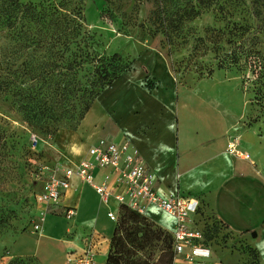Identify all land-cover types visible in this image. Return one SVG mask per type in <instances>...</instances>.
I'll use <instances>...</instances> for the list:
<instances>
[{
    "label": "rangeland",
    "instance_id": "1",
    "mask_svg": "<svg viewBox=\"0 0 264 264\" xmlns=\"http://www.w3.org/2000/svg\"><path fill=\"white\" fill-rule=\"evenodd\" d=\"M21 1L62 4L68 12L80 13L93 36L89 51L108 57L121 53L120 65L128 69L120 76L140 66L149 88L173 81L177 87L214 96L237 123L258 130L256 151L264 153V0ZM166 5L170 11L178 12L181 6L196 12L179 13L177 27H165L160 20ZM104 96L87 119L89 128L102 122L108 128L115 120L118 107ZM76 130L68 123L50 131L34 127L11 97L0 93V264H38L17 256L14 248L21 243V233L38 237L30 232L38 221L36 195L53 168L76 158L69 146L78 141ZM118 208L116 202L111 210L117 214ZM48 215L49 228L55 219L71 221L61 213ZM225 232L217 235L212 258L205 264H264V246H257L253 231L244 237ZM151 250L159 253L152 246L140 255Z\"/></svg>",
    "mask_w": 264,
    "mask_h": 264
},
{
    "label": "crops",
    "instance_id": "2",
    "mask_svg": "<svg viewBox=\"0 0 264 264\" xmlns=\"http://www.w3.org/2000/svg\"><path fill=\"white\" fill-rule=\"evenodd\" d=\"M144 74L140 66L127 71L99 95L76 130L79 142L69 144L76 158L63 166L86 157L89 147L101 138L117 142L129 139L157 176L160 193L198 199L234 234L244 237L256 231L254 242L262 249L264 153L256 151L258 130L237 123L226 105L221 108L214 96L177 87L173 81L166 86L157 82L149 88L144 84ZM105 94L113 99L111 105L118 107L115 120L108 123V128L104 122L89 128L87 119ZM230 143L249 157L232 152ZM109 171L97 169L96 180L100 182ZM116 202L104 201L92 186L73 177L63 206L53 211L60 214L63 207H73L71 221L55 219L49 228L51 218L47 214L41 229L30 231L38 234L37 238L26 233L18 236L21 243L14 248L16 255L33 258L38 264H66L69 253L81 252L90 245L96 253L95 264H105L115 227L109 211ZM145 214L165 229H175V218L164 210L149 206ZM191 218L195 220L196 214ZM211 258L194 264H205ZM176 264L191 263L178 260Z\"/></svg>",
    "mask_w": 264,
    "mask_h": 264
},
{
    "label": "trees",
    "instance_id": "3",
    "mask_svg": "<svg viewBox=\"0 0 264 264\" xmlns=\"http://www.w3.org/2000/svg\"><path fill=\"white\" fill-rule=\"evenodd\" d=\"M190 12L181 6L170 11L166 5L161 24L176 28L178 18ZM92 40L80 13L62 4L0 0V93L9 95L34 127L50 131L68 123L76 130L99 95L128 69L120 65L119 52L108 57L89 51ZM118 213L105 264H174L171 231L126 204ZM195 224L212 249L217 235L232 232L200 201ZM152 246L159 253L140 255Z\"/></svg>",
    "mask_w": 264,
    "mask_h": 264
},
{
    "label": "built area",
    "instance_id": "4",
    "mask_svg": "<svg viewBox=\"0 0 264 264\" xmlns=\"http://www.w3.org/2000/svg\"><path fill=\"white\" fill-rule=\"evenodd\" d=\"M229 149L244 158L249 157L235 143H230ZM107 168L110 171L104 174L100 182L97 181L95 171ZM75 176L92 186L106 202L114 199L119 205L126 204L142 214L146 213L147 207L156 206L172 215L176 220L172 231L176 251L174 264L178 260L194 264L212 256L213 249L204 244L203 231L191 218L192 213L196 214L199 200L189 195L160 193L157 176L129 139L117 142L101 138L89 147L83 159L72 165L53 168L36 195L39 214L35 231L41 229L48 213L63 206L64 196ZM60 213L72 218L75 210L73 207H63ZM118 214L111 209L109 211L110 218L115 222ZM95 263L96 253L90 245L81 252L69 253L66 259V264Z\"/></svg>",
    "mask_w": 264,
    "mask_h": 264
},
{
    "label": "water",
    "instance_id": "5",
    "mask_svg": "<svg viewBox=\"0 0 264 264\" xmlns=\"http://www.w3.org/2000/svg\"><path fill=\"white\" fill-rule=\"evenodd\" d=\"M253 235H254V236H257V232H256V231H253Z\"/></svg>",
    "mask_w": 264,
    "mask_h": 264
}]
</instances>
